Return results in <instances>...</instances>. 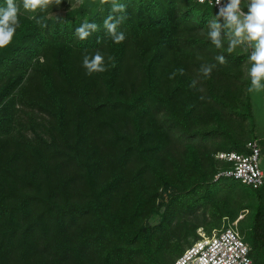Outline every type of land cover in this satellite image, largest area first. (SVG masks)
I'll list each match as a JSON object with an SVG mask.
<instances>
[{
	"label": "trees",
	"instance_id": "obj_1",
	"mask_svg": "<svg viewBox=\"0 0 264 264\" xmlns=\"http://www.w3.org/2000/svg\"><path fill=\"white\" fill-rule=\"evenodd\" d=\"M85 2L58 18L21 10L0 49V264H173L186 248L170 229L173 210L156 227L145 222L159 189L197 203L241 185L214 181L224 168L214 155L245 153L257 139L208 150L207 131L191 129L217 124L224 109L240 114L241 88L252 120L249 81L231 76L236 91L226 87L250 49L228 51L235 37L222 19L217 48L208 26L216 13L196 0ZM109 16L125 36L119 44ZM85 23L96 29L81 40ZM97 53L105 71L89 75L84 59ZM247 189L256 203L239 237L252 264H264V186Z\"/></svg>",
	"mask_w": 264,
	"mask_h": 264
},
{
	"label": "rangeland",
	"instance_id": "obj_2",
	"mask_svg": "<svg viewBox=\"0 0 264 264\" xmlns=\"http://www.w3.org/2000/svg\"><path fill=\"white\" fill-rule=\"evenodd\" d=\"M85 1L86 0H60V3L56 4L55 0H53V3L48 5V7L37 9L36 12L41 10L48 12L50 17H63L68 11L86 3ZM245 2L246 0H242L241 7H243ZM180 5L183 6L182 3H180ZM21 10L24 13L26 12L23 8ZM246 10L247 9H245V11ZM212 18L215 19L214 16H212ZM213 19H210L208 22V26L211 30ZM245 44L249 47L251 53L252 48L247 43ZM235 51H242V47L238 44ZM250 66L247 57L238 69H230V76L227 77L226 87H228L231 92L236 91V89L233 90L234 86L232 85L233 81L230 78L231 76H236L240 82L249 81L246 94L250 103L252 120L243 116L244 112L241 103L245 91L241 88V94H239V99H241V101L234 110L240 114H236L233 111L229 112L224 109L221 111L220 122L217 124L207 118L206 123H202L191 130L207 131L208 136L205 146L208 150H213L216 147L228 145L229 143L242 146L249 139L256 138L259 141L261 149L260 167L264 172V88L258 92L248 91L250 87L248 69ZM261 83L264 85V81H261ZM208 92V89H206L205 95L208 94ZM207 182H210V180ZM216 187L217 185H209V188L213 190ZM175 192L176 189L173 187H169L166 190H158L157 204L159 210L157 213L153 214L145 224L148 227H156L167 210L170 212L173 210L170 229H172V231H177L179 235L178 242L180 250H183L192 243V241L198 237L199 233L212 235L226 228H230L241 237L238 229L246 227L249 223L252 207H254L256 203L254 195L242 184H238L235 187L223 185L214 192L212 198H206L197 203H193V201L196 200V194H193L188 199L189 202L193 203L191 206H186L188 200L184 199L185 197H182V199L181 197H173ZM172 197L173 199L171 201ZM181 202L183 203V208H180Z\"/></svg>",
	"mask_w": 264,
	"mask_h": 264
},
{
	"label": "clouds",
	"instance_id": "obj_3",
	"mask_svg": "<svg viewBox=\"0 0 264 264\" xmlns=\"http://www.w3.org/2000/svg\"><path fill=\"white\" fill-rule=\"evenodd\" d=\"M107 3V0H103ZM242 0H216L217 12L216 20L211 24L212 31L209 37L217 48L221 47L220 29L221 24L219 20H223L224 27L229 29L234 35L235 39L231 40L228 51L235 50L238 44L247 43L252 51L248 56V62L251 65L248 69V76L250 78V87L248 91H260L264 88L261 81H264V0H248L247 10L241 9ZM53 0H22V7L26 12L35 13L37 9L48 7ZM56 4L60 0H55ZM204 3V0H200ZM223 5V6H221ZM123 6L113 7V11L123 12ZM21 11V4L17 0H4L3 6H0V49L7 48L13 41L16 35L17 28L20 25L19 15ZM112 17L109 16L105 21V27L113 36L114 42L119 44L124 41L123 33H117L116 23H112ZM95 24L85 23L76 30L77 36L83 40L89 36L90 31H95ZM221 64L224 63V58H217ZM103 57L97 53L91 60L88 57L84 59V66L88 69L89 75L94 72H104L105 68ZM210 69H205V75H208ZM244 264H251V261L245 260Z\"/></svg>",
	"mask_w": 264,
	"mask_h": 264
},
{
	"label": "built area",
	"instance_id": "obj_4",
	"mask_svg": "<svg viewBox=\"0 0 264 264\" xmlns=\"http://www.w3.org/2000/svg\"><path fill=\"white\" fill-rule=\"evenodd\" d=\"M196 2L207 5L215 13L217 12L216 0H204V3L196 0ZM224 2L226 3L227 0ZM247 4L248 0L241 7L242 11L247 9ZM245 151V153H216L214 159L222 163L224 168L214 176V181L221 177L232 179L254 190L264 186V172L260 167L261 149L258 140L248 141L245 144ZM249 254L248 244L231 229H225L212 235L199 233L198 239L187 246L173 264H244L245 260L251 261Z\"/></svg>",
	"mask_w": 264,
	"mask_h": 264
},
{
	"label": "bare ground",
	"instance_id": "obj_5",
	"mask_svg": "<svg viewBox=\"0 0 264 264\" xmlns=\"http://www.w3.org/2000/svg\"><path fill=\"white\" fill-rule=\"evenodd\" d=\"M199 232H201V231H199Z\"/></svg>",
	"mask_w": 264,
	"mask_h": 264
}]
</instances>
